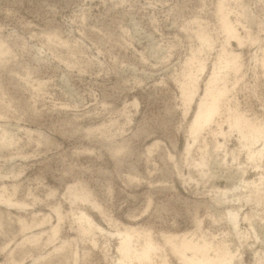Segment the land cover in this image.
Masks as SVG:
<instances>
[{"label":"rangeland","instance_id":"obj_1","mask_svg":"<svg viewBox=\"0 0 264 264\" xmlns=\"http://www.w3.org/2000/svg\"><path fill=\"white\" fill-rule=\"evenodd\" d=\"M0 46V264H117L132 227L151 264H182L161 235L192 230L262 264L264 158L235 121L264 127V0H0Z\"/></svg>","mask_w":264,"mask_h":264},{"label":"bare ground","instance_id":"obj_2","mask_svg":"<svg viewBox=\"0 0 264 264\" xmlns=\"http://www.w3.org/2000/svg\"><path fill=\"white\" fill-rule=\"evenodd\" d=\"M222 4L220 3L221 12H219L221 14V27L228 35L238 37L236 33L237 32L236 28L234 24L230 21L229 16L227 14L228 11L227 12L225 11V7H224L225 5L222 6ZM202 37L203 39H205L204 36ZM221 93L225 94L224 92ZM220 110H221L220 93L219 95H211L210 97L203 99L199 104L198 111L196 112L195 118L193 120V124H192L193 132H199L201 129H203L205 125L212 123L215 120V117L219 114ZM235 126L237 127L241 135V138H245L248 140L246 144L248 145V150H249L248 155L250 160H254V159L262 160L264 158V144L262 145V147L260 148L258 147L260 146V142L264 141V127L261 126L260 124H256L252 121L243 119L242 116L236 118ZM5 142H6L5 140L3 141L2 139H0L1 145L7 144ZM256 145L259 146L256 147ZM204 163L205 162H202L203 165ZM82 197L84 199H89L90 196L86 194L83 195ZM2 198L4 199L5 197ZM11 200L12 198L11 199L7 198L4 200V202H7L6 203L7 205L8 203L10 204L12 202V204L10 205H13V200L12 201ZM93 205L98 207L97 204L93 203ZM240 213L241 212H239V210L230 208L227 210V218L232 228L234 229L235 233H237V235L240 238L241 237L243 238L247 234L244 236V234L240 232V221L242 220L241 219L242 216ZM242 218L244 219V217ZM80 219L82 221H85L89 226V229L86 226L80 227V229L81 228L83 229L84 231L83 233H85V231L87 232L94 229L96 230L100 229V227H98L91 218L88 217L85 218L81 216ZM246 219L249 220L250 219L249 216H246L245 220ZM130 229H131L130 231H126L125 233L122 232L121 233L118 232L119 234L117 233V235H119L121 239V246H119V248L120 251L123 253L120 261L118 260L119 263L117 264H133L136 261L138 262L143 261L146 263L148 262L150 263V261L152 260L153 253L156 254L157 252L156 250H160L163 248L160 247V249H158L160 245H158L154 241V239H152L154 237L152 236L151 232L149 233L147 232V230L146 232H144L143 230L140 231L133 227ZM52 231H53L52 232L53 235H57L59 231V227L58 226L54 227ZM206 234L203 235V233H201L200 235L197 233L196 230L195 231L192 230L185 232L183 234L162 233L161 236H163L162 238L164 240L163 243L165 242L166 245L170 246L172 255L174 254L176 258L178 257V261H180L182 264H244L242 255L241 253L238 252L239 249L237 247L236 248L238 250H235V248L233 249L230 246V243L228 244L226 240H220L221 242H218L216 244L213 240L215 236L213 235L214 237L212 236L210 237L209 234L207 235ZM135 235L139 236L140 238L142 235L145 236L144 237L146 239L145 244L142 246L141 243L142 247L140 248H138L136 244L133 243V239L134 240L136 239ZM163 243L161 246H163ZM61 248L63 249V246ZM261 252L260 251L256 252V260L257 262H261L263 264L264 255H261ZM165 258H164L165 264H169L166 262Z\"/></svg>","mask_w":264,"mask_h":264}]
</instances>
